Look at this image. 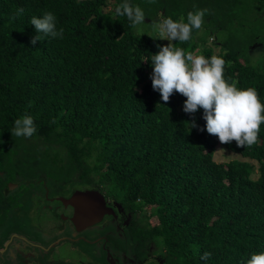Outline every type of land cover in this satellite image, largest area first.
Returning a JSON list of instances; mask_svg holds the SVG:
<instances>
[{
	"label": "trees",
	"instance_id": "1",
	"mask_svg": "<svg viewBox=\"0 0 264 264\" xmlns=\"http://www.w3.org/2000/svg\"><path fill=\"white\" fill-rule=\"evenodd\" d=\"M123 2L0 0V155L26 150L11 133L30 115L37 131L24 140L38 151V178L101 185L123 215L133 212L132 226L153 232L157 264H246L264 252V124L251 147L221 144L200 130L202 109L183 111L184 96L165 105L151 57L167 43L153 25L207 9L190 41L171 43L222 57L225 79L254 87L264 103V0H128L149 31L115 14ZM18 8L24 14L11 20ZM45 12L63 38L33 45L30 19ZM193 119L199 127L189 129ZM218 146L237 157L215 160Z\"/></svg>",
	"mask_w": 264,
	"mask_h": 264
},
{
	"label": "flooded vegetation",
	"instance_id": "2",
	"mask_svg": "<svg viewBox=\"0 0 264 264\" xmlns=\"http://www.w3.org/2000/svg\"><path fill=\"white\" fill-rule=\"evenodd\" d=\"M21 149L0 155V264L164 262L149 245L153 232L132 226L133 212L123 215L103 187L76 179H39L38 164L23 166ZM87 190L104 198L93 216L79 214L71 202L76 192Z\"/></svg>",
	"mask_w": 264,
	"mask_h": 264
},
{
	"label": "clouds",
	"instance_id": "3",
	"mask_svg": "<svg viewBox=\"0 0 264 264\" xmlns=\"http://www.w3.org/2000/svg\"><path fill=\"white\" fill-rule=\"evenodd\" d=\"M24 11L18 8L10 19H17ZM207 11L202 9L188 12L187 22L165 18L153 25L158 38L166 39L169 43L160 46L159 51L151 57L152 88L160 93L165 105L170 96L179 93L186 98L183 103L184 112L193 115L202 109L205 124L200 130L206 129L221 144L235 141L237 147H251L258 142L260 126L264 124V103L260 101L257 90L254 87L242 89L235 83H229L224 77L225 60L222 57L213 55L206 58L191 51L186 52L171 43L190 41L193 29H201ZM115 14L126 17L134 28L145 23L144 11L128 0L115 7ZM30 23L36 31L30 41L33 45L45 37L63 38V29L57 31L56 17L51 12H45L40 17L32 16ZM188 122L189 129L199 127L194 119ZM36 131L33 118L25 115L15 120L11 135L31 138ZM210 257L211 253L205 252L201 259L208 260ZM246 264H264V252L251 254Z\"/></svg>",
	"mask_w": 264,
	"mask_h": 264
},
{
	"label": "rangeland",
	"instance_id": "4",
	"mask_svg": "<svg viewBox=\"0 0 264 264\" xmlns=\"http://www.w3.org/2000/svg\"><path fill=\"white\" fill-rule=\"evenodd\" d=\"M105 10H107V8H105ZM149 21L148 20H145V23L143 24H140V25H137V29L141 28L142 30H147L149 31L150 30V25L148 23ZM156 34H158V32L156 31ZM163 42L165 43H169L168 40L166 39H162ZM212 42L211 38L209 39L208 41V45H210ZM259 48V47H257ZM253 51H259V50H254ZM18 143L21 145V146H24V147H27L26 150L25 149H21V155L20 157L22 158V163H23V166L24 167H29V166H32L33 168L35 167V165L39 164L41 166L40 163H38V154L36 152V148H32L31 146L33 145V143H26L25 140H24V137H22V139L20 138ZM237 155L230 152L229 150L225 149L224 147L222 146H218L216 151H215V154H214V158L215 160L217 161H223V160H228L229 158H236ZM77 180V179H76ZM101 187V185L99 186ZM23 194H26V193H23ZM147 213L148 211L146 209H144ZM122 224H124V220L122 221Z\"/></svg>",
	"mask_w": 264,
	"mask_h": 264
},
{
	"label": "water",
	"instance_id": "5",
	"mask_svg": "<svg viewBox=\"0 0 264 264\" xmlns=\"http://www.w3.org/2000/svg\"><path fill=\"white\" fill-rule=\"evenodd\" d=\"M98 193V191L88 190L76 192L71 198V202L76 206L75 211H79V214H82L83 216L87 213H89L90 216H93L96 212H100L103 208L102 203L104 202V198Z\"/></svg>",
	"mask_w": 264,
	"mask_h": 264
}]
</instances>
